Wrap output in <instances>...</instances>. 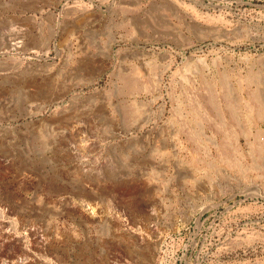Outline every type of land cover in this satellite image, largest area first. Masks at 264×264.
<instances>
[{"label": "rangeland", "instance_id": "obj_1", "mask_svg": "<svg viewBox=\"0 0 264 264\" xmlns=\"http://www.w3.org/2000/svg\"><path fill=\"white\" fill-rule=\"evenodd\" d=\"M0 264H264V0H0Z\"/></svg>", "mask_w": 264, "mask_h": 264}]
</instances>
